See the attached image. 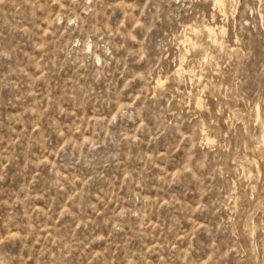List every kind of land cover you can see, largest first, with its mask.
<instances>
[{
  "label": "rangeland",
  "instance_id": "obj_1",
  "mask_svg": "<svg viewBox=\"0 0 264 264\" xmlns=\"http://www.w3.org/2000/svg\"><path fill=\"white\" fill-rule=\"evenodd\" d=\"M0 264H264V0H0Z\"/></svg>",
  "mask_w": 264,
  "mask_h": 264
},
{
  "label": "bare ground",
  "instance_id": "obj_2",
  "mask_svg": "<svg viewBox=\"0 0 264 264\" xmlns=\"http://www.w3.org/2000/svg\"><path fill=\"white\" fill-rule=\"evenodd\" d=\"M219 2V1H218ZM216 27V26H215ZM208 30H209V32L212 34L213 32H215L214 31V29L213 28H208ZM218 31V30H217ZM214 34V33H213Z\"/></svg>",
  "mask_w": 264,
  "mask_h": 264
}]
</instances>
